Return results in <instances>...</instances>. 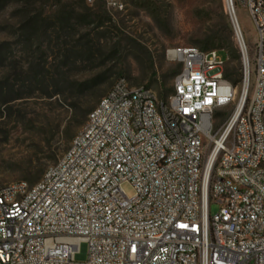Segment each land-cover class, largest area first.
<instances>
[{
	"label": "built area",
	"instance_id": "1",
	"mask_svg": "<svg viewBox=\"0 0 264 264\" xmlns=\"http://www.w3.org/2000/svg\"><path fill=\"white\" fill-rule=\"evenodd\" d=\"M225 2L239 98L218 50L168 48L179 69L166 100L119 79L38 182L0 185V264H264V0Z\"/></svg>",
	"mask_w": 264,
	"mask_h": 264
},
{
	"label": "rangeland",
	"instance_id": "2",
	"mask_svg": "<svg viewBox=\"0 0 264 264\" xmlns=\"http://www.w3.org/2000/svg\"><path fill=\"white\" fill-rule=\"evenodd\" d=\"M121 1L123 10L113 11L105 0H0V185L38 182L119 79L166 100L179 69L166 59L168 48L217 50H205L216 24L212 0ZM222 6L230 23L225 0ZM237 12L253 72L255 27L244 7ZM234 41L236 53L218 55L239 98L243 61L235 34ZM218 210L212 203L211 214Z\"/></svg>",
	"mask_w": 264,
	"mask_h": 264
},
{
	"label": "trees",
	"instance_id": "3",
	"mask_svg": "<svg viewBox=\"0 0 264 264\" xmlns=\"http://www.w3.org/2000/svg\"><path fill=\"white\" fill-rule=\"evenodd\" d=\"M212 4L214 7L213 15L216 18V24L211 28H208V33L206 34V41H205L206 43L205 50L214 48L219 51L229 48L233 50L234 53H236L233 30L225 15L222 6V0H212ZM236 58H238V55ZM225 77L229 80L232 77V75L231 73L226 72ZM240 81L241 78L236 79L234 81V84H237ZM55 94L56 93L54 92L51 95H55ZM70 106L72 110H77L79 108L77 103Z\"/></svg>",
	"mask_w": 264,
	"mask_h": 264
}]
</instances>
